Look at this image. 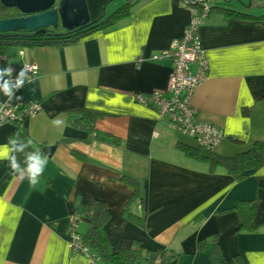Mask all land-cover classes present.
<instances>
[{
  "label": "crops",
  "instance_id": "obj_1",
  "mask_svg": "<svg viewBox=\"0 0 264 264\" xmlns=\"http://www.w3.org/2000/svg\"><path fill=\"white\" fill-rule=\"evenodd\" d=\"M85 1L91 24L133 7L127 18L77 43L15 46L0 56V69L15 68V80L25 64L38 69L15 91L22 100L8 102L0 91V108L40 106L22 127L47 157L36 185L13 173L7 154L0 157V264H89L71 251L68 228L79 206L93 201L107 206L114 253L141 250L135 264H152L158 252L173 259L166 264H212L215 243L227 264H264V228L239 232L234 212L255 200L264 167L244 181L211 171L185 157L184 148L199 150L194 140L136 102L168 93L172 64L151 59L182 38L197 8L183 0ZM54 31L67 34L61 26ZM199 36L209 79L191 107L197 122L225 135L213 154L264 156V0H212ZM85 112L91 133L75 126ZM18 128L0 125V152L11 148ZM126 179L141 186L142 201L133 199Z\"/></svg>",
  "mask_w": 264,
  "mask_h": 264
},
{
  "label": "trees",
  "instance_id": "obj_2",
  "mask_svg": "<svg viewBox=\"0 0 264 264\" xmlns=\"http://www.w3.org/2000/svg\"><path fill=\"white\" fill-rule=\"evenodd\" d=\"M189 3L191 0H183ZM189 5V4H188ZM132 4H128L126 7L120 10L115 16L100 20L95 25L88 26L82 30L67 33L64 35H58L53 29L46 31L45 35H40L34 40H25L20 38H11L8 40L0 39V56H5L9 52L11 47L17 46H29L31 48L38 47H63L65 45L73 44L79 42L81 39L88 37L98 31H103L111 28L118 21L125 19L129 15V11L132 8ZM16 12V11H15ZM8 19H15L17 17L10 16ZM5 18H0L3 20ZM20 35H26L25 33H20ZM85 117L75 124V126L80 129L87 130L89 133L93 132L94 125L92 123L91 114L85 112ZM19 137V143L28 144V147L24 149L23 152H17L16 160L20 164L21 168L26 169L27 164V154L35 152L39 149L41 154L42 146L34 147L33 144H29V135L27 131L23 129L22 125H19L18 132L15 137ZM31 141V140H30ZM183 153L185 157L207 164L212 170L218 168L224 169L231 177L235 178L237 181H244L247 176L248 171L260 170L264 167V156H254L252 158H247L246 155L237 156L234 159H221L215 156L213 153H207L201 149L194 150L184 148ZM128 184L134 186L135 194L133 199H141L140 192L142 191L141 186L130 179L125 180ZM142 201V199H141ZM234 212L238 215L241 225L239 232L245 234H254L260 229L264 228V178H258L257 188H256V198L252 202L240 203ZM75 216L78 218V233L81 237L82 244L87 248L91 255L97 257L101 264H135L142 257L141 250H135L132 252H119L114 253L113 247L107 237L106 226L110 220V214L108 212L107 206L98 201H93L90 205H80L79 209L76 211ZM139 223L138 220H135ZM82 225L84 228L82 229ZM83 230V232H82ZM213 249V259L212 264H227L218 249V244H214ZM160 260V264H166L173 260L168 258L165 252H158L157 254L151 256L150 261L152 264H156L157 260ZM157 263V264H159ZM238 264H242L238 262Z\"/></svg>",
  "mask_w": 264,
  "mask_h": 264
},
{
  "label": "built area",
  "instance_id": "obj_3",
  "mask_svg": "<svg viewBox=\"0 0 264 264\" xmlns=\"http://www.w3.org/2000/svg\"><path fill=\"white\" fill-rule=\"evenodd\" d=\"M186 6L192 10L197 8V11L194 12L193 19L184 35L175 40L169 50L151 59L153 62L168 61L172 64L168 93L138 96L136 102L143 107L154 108L159 118L166 121L173 132L194 140L199 149L207 153H215L225 139L223 131L197 122V112L191 107L196 90L209 79V62L201 46L199 31L211 13L212 0H191ZM192 66H197L196 74L191 72ZM15 71L13 68L12 74ZM28 74L36 76L38 69L29 67ZM11 79L15 83V79ZM40 112L41 108L38 105L21 109L3 106L0 108V125H23L34 119ZM78 222L75 214L69 219L70 249L73 253L87 258L89 264H98L100 260L91 255L82 244L78 233Z\"/></svg>",
  "mask_w": 264,
  "mask_h": 264
},
{
  "label": "water",
  "instance_id": "obj_4",
  "mask_svg": "<svg viewBox=\"0 0 264 264\" xmlns=\"http://www.w3.org/2000/svg\"><path fill=\"white\" fill-rule=\"evenodd\" d=\"M1 9L15 10L23 16L0 20V39L4 40L13 37L34 40L60 26L73 33L97 23H90L85 0H0Z\"/></svg>",
  "mask_w": 264,
  "mask_h": 264
},
{
  "label": "clouds",
  "instance_id": "obj_5",
  "mask_svg": "<svg viewBox=\"0 0 264 264\" xmlns=\"http://www.w3.org/2000/svg\"><path fill=\"white\" fill-rule=\"evenodd\" d=\"M29 67L28 65H24L23 69L19 72L15 83L12 82L11 76L13 73L12 67H7L0 69V91H3L4 95L8 97V102H11L13 98L16 100H22V96H15L14 90H19L23 87L25 80L30 79L28 76ZM10 77L8 80H4V77ZM19 137L9 138V144L11 148L9 149L5 146L3 152H0V157H5L7 154V158L10 161V166L13 170V173L18 174L19 176L23 177L25 174L27 175L30 184L36 185L38 183V178L43 173V170L47 164V157L41 156L39 149L35 152L27 154V167L26 169L21 168L20 164L17 162L15 155L12 153L16 152H23L28 144L18 143ZM31 144L32 142L29 140L28 142ZM11 153V155H9Z\"/></svg>",
  "mask_w": 264,
  "mask_h": 264
},
{
  "label": "flooded vegetation",
  "instance_id": "obj_6",
  "mask_svg": "<svg viewBox=\"0 0 264 264\" xmlns=\"http://www.w3.org/2000/svg\"><path fill=\"white\" fill-rule=\"evenodd\" d=\"M0 11H3V13L0 12V18H5V19H8L7 17H10V16H15L17 18L15 19H19V18H23V16H21L17 11L15 12V10H10V11H7V10H3L1 9ZM5 12V13H4Z\"/></svg>",
  "mask_w": 264,
  "mask_h": 264
},
{
  "label": "rangeland",
  "instance_id": "obj_7",
  "mask_svg": "<svg viewBox=\"0 0 264 264\" xmlns=\"http://www.w3.org/2000/svg\"><path fill=\"white\" fill-rule=\"evenodd\" d=\"M84 228V226L82 225V229ZM82 232H83V230H82Z\"/></svg>",
  "mask_w": 264,
  "mask_h": 264
}]
</instances>
